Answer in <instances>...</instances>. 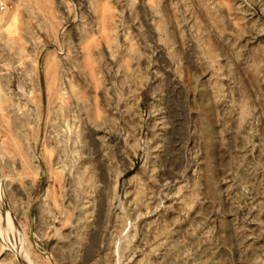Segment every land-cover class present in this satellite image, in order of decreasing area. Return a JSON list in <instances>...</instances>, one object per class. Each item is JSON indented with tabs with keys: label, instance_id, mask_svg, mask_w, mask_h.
<instances>
[{
	"label": "rangeland",
	"instance_id": "rangeland-1",
	"mask_svg": "<svg viewBox=\"0 0 264 264\" xmlns=\"http://www.w3.org/2000/svg\"><path fill=\"white\" fill-rule=\"evenodd\" d=\"M0 264H264V0H0Z\"/></svg>",
	"mask_w": 264,
	"mask_h": 264
},
{
	"label": "bare ground",
	"instance_id": "bare-ground-1",
	"mask_svg": "<svg viewBox=\"0 0 264 264\" xmlns=\"http://www.w3.org/2000/svg\"><path fill=\"white\" fill-rule=\"evenodd\" d=\"M101 20H102V19H101ZM101 20H100V21H101ZM86 54H88V53H86ZM4 151H5V150H4Z\"/></svg>",
	"mask_w": 264,
	"mask_h": 264
}]
</instances>
